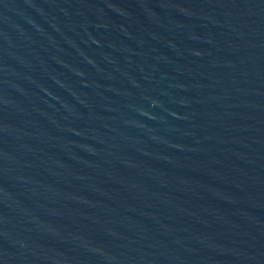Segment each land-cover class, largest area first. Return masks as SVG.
Wrapping results in <instances>:
<instances>
[{
  "label": "water",
  "instance_id": "obj_1",
  "mask_svg": "<svg viewBox=\"0 0 264 264\" xmlns=\"http://www.w3.org/2000/svg\"><path fill=\"white\" fill-rule=\"evenodd\" d=\"M0 264H264V0H0Z\"/></svg>",
  "mask_w": 264,
  "mask_h": 264
}]
</instances>
